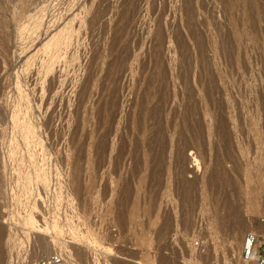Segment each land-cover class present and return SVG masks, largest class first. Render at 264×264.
<instances>
[{"label":"rangeland","instance_id":"1","mask_svg":"<svg viewBox=\"0 0 264 264\" xmlns=\"http://www.w3.org/2000/svg\"><path fill=\"white\" fill-rule=\"evenodd\" d=\"M259 224L264 0H0V264H247Z\"/></svg>","mask_w":264,"mask_h":264},{"label":"built area","instance_id":"2","mask_svg":"<svg viewBox=\"0 0 264 264\" xmlns=\"http://www.w3.org/2000/svg\"><path fill=\"white\" fill-rule=\"evenodd\" d=\"M253 231L245 233L242 241L241 258L247 264H264V241ZM31 264H66L60 254H50L36 259Z\"/></svg>","mask_w":264,"mask_h":264},{"label":"bare ground","instance_id":"3","mask_svg":"<svg viewBox=\"0 0 264 264\" xmlns=\"http://www.w3.org/2000/svg\"><path fill=\"white\" fill-rule=\"evenodd\" d=\"M183 184V186L181 187V189L178 191L179 193H183V191H184V189H183V187H184V185H185V183H184V181L182 182ZM238 226H240V228L242 227V226H246L247 225V222H241V223H238L237 224ZM237 227V226H236ZM259 235H263L264 236V224H259V227L255 230ZM2 235V234H1ZM9 236V235H8ZM2 238L3 239H1V241L3 240H6V239H4L5 237H3V235H2ZM12 239V238H11ZM3 241H2V243L1 244H3ZM1 244H0V249L4 252L5 250H7L6 249V247H7V245H4L5 244V241H4V244L1 246ZM36 246V245H35ZM51 246V245H50ZM37 248L35 249V251L34 252H40L41 253V251H45V250H47V255H50V254H58V253H54L53 252V249H49V246L47 245V243H41V244H39V246H38V244H37V246H36ZM54 248V247H53ZM10 249V248H9ZM6 252V251H5ZM29 252V251H28ZM71 253V252H70ZM72 254V253H71ZM47 255H45V256H47ZM42 257H44V256H42ZM42 257H39V258H42ZM39 258H37V259H39ZM70 258V257H69ZM17 260V259H16ZM19 261V260H18ZM21 261V260H20ZM23 261V260H22ZM35 261V260H34ZM74 262V261H73ZM19 264V263H18Z\"/></svg>","mask_w":264,"mask_h":264}]
</instances>
